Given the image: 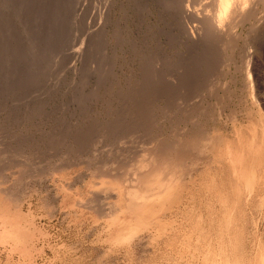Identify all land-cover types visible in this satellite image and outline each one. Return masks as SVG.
<instances>
[{"label": "rangeland", "instance_id": "1", "mask_svg": "<svg viewBox=\"0 0 264 264\" xmlns=\"http://www.w3.org/2000/svg\"><path fill=\"white\" fill-rule=\"evenodd\" d=\"M153 22L0 0V264H264V49L160 55Z\"/></svg>", "mask_w": 264, "mask_h": 264}, {"label": "bare ground", "instance_id": "2", "mask_svg": "<svg viewBox=\"0 0 264 264\" xmlns=\"http://www.w3.org/2000/svg\"><path fill=\"white\" fill-rule=\"evenodd\" d=\"M153 17L160 55L175 44L225 57L243 47L250 62L253 49H264V0H153Z\"/></svg>", "mask_w": 264, "mask_h": 264}]
</instances>
